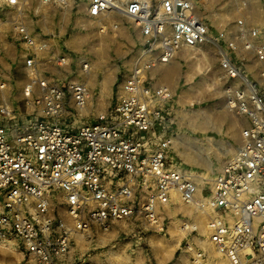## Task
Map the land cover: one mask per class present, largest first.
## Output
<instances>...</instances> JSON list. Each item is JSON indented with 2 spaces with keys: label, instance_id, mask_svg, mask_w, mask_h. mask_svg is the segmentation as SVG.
Instances as JSON below:
<instances>
[{
  "label": "built area",
  "instance_id": "1",
  "mask_svg": "<svg viewBox=\"0 0 264 264\" xmlns=\"http://www.w3.org/2000/svg\"><path fill=\"white\" fill-rule=\"evenodd\" d=\"M201 1L85 0L87 17L119 13L136 33L118 94L88 121L86 84L41 69L39 53L48 46L21 18L25 0L3 1L16 14L4 21L31 79L20 102L0 100L1 244L13 243L32 264H82L73 254L78 237L134 218L159 228V212L173 204L174 194L192 203L198 185L168 155L174 93L157 85L152 71L211 44L234 83L226 90L228 104L248 124L199 207L210 211L207 238L229 264H264V39L243 20L216 30L200 14ZM36 2L62 8L69 0ZM54 61L61 66L66 58ZM88 65L82 60L83 71ZM5 87L0 69V90ZM186 250L194 253L191 264H210L195 241Z\"/></svg>",
  "mask_w": 264,
  "mask_h": 264
},
{
  "label": "rangeland",
  "instance_id": "2",
  "mask_svg": "<svg viewBox=\"0 0 264 264\" xmlns=\"http://www.w3.org/2000/svg\"><path fill=\"white\" fill-rule=\"evenodd\" d=\"M201 2L200 14L216 30L227 29L243 20L249 27L258 29L264 39V0ZM1 4L2 0L0 7ZM25 4L21 18L33 27L40 26L53 45L50 51L39 53L41 69L53 71V76L86 84L88 103L84 120H90L92 114L109 107L118 94L123 73L130 66L136 39L134 29L119 13H110L103 20L87 17L85 0H69L62 8L40 6L36 0H25ZM15 15L8 11L1 17L11 21ZM2 34L0 69L6 76V87L0 90V100L11 106L23 99V88L30 83L31 76L23 69L22 48L3 41ZM8 41H13V37ZM197 49L184 51L187 61L172 64L170 76H161L160 80L174 93L167 126L171 139L168 155L197 183L195 202L200 204L209 196L212 180L225 160L234 153L247 123L228 104L226 90L234 83L224 77L215 48L205 44ZM194 52L198 53L196 58L191 55ZM246 55L249 58L246 66L255 73L251 55ZM62 56L66 62L58 66L54 60ZM82 60L89 64L87 72L81 67ZM163 208L159 212L162 229L138 218L119 220L107 231L94 229L93 237H78L73 254L80 257L82 264H191L194 253L186 250V243L191 240L205 251L210 264H218L219 259L227 262L209 246L207 213L210 211L191 203L176 213L167 211L166 206ZM198 219L205 226L204 232L195 225ZM0 264L32 262L23 258L9 242L0 243Z\"/></svg>",
  "mask_w": 264,
  "mask_h": 264
},
{
  "label": "crops",
  "instance_id": "3",
  "mask_svg": "<svg viewBox=\"0 0 264 264\" xmlns=\"http://www.w3.org/2000/svg\"><path fill=\"white\" fill-rule=\"evenodd\" d=\"M4 4V2H3V0H2V4H1V6ZM9 10L3 5L2 7H0V35L2 34L3 36L5 35V37L3 38V41H5V42H7L9 45H13L15 48H16V46H19V47H21V45L20 44H18L17 43V41H16V35H15V32H14V30L12 29V26L10 25V23L9 22H5L4 21V18H5V16L4 17H1L3 14H5V12H8ZM84 14L86 15V11H85V8H84ZM87 16V15H86ZM38 23V22H37ZM6 26V28H4ZM28 27H29V30L35 35V36H37V37H44L45 39H46V42H47V46H48V49L47 50H45L44 52H47V51H50L51 49H52V47H53V45L51 44V42H50V39L49 38H47L46 37V33H44L43 31H42V28L39 26L38 27V25H36V26H34L33 27V25H31L30 23H28ZM13 37V41H8V38H12ZM0 52H1V50H0ZM181 56L184 58V62H186L187 61V56H186V54L184 55V52H181ZM181 62H183V61H181V59L179 58V59H176L175 61H173V62H171V63H169V64H165V65H161V66H159V67H157V68H155L153 71H154V73H153V79H154V81H155V83L157 84V85H165V84H163L162 82H161V80H160V78H161V67L162 66H169V68H171V65L172 64H175V63H180L181 64ZM23 69L25 70V68H24V66H23ZM26 71V70H25ZM152 71V72H153ZM51 73H53V71H51ZM166 86V85H165ZM168 87V86H167ZM171 91H172V89L170 88V87H168ZM173 92V91H172ZM241 117L242 118H244V120L246 121V123L248 124V120L246 119V117H244V116H242L241 115ZM247 126V125H246ZM240 141H241V138H240ZM240 143V142H239ZM173 205L174 204H172V205H170L169 206V208H170V210H174V207H173ZM164 208H162L161 210H163ZM116 222V221H115Z\"/></svg>",
  "mask_w": 264,
  "mask_h": 264
},
{
  "label": "bare ground",
  "instance_id": "4",
  "mask_svg": "<svg viewBox=\"0 0 264 264\" xmlns=\"http://www.w3.org/2000/svg\"><path fill=\"white\" fill-rule=\"evenodd\" d=\"M195 49H197V48H195ZM197 52H200V49L198 50L197 49ZM197 52H194V53H192L191 55L193 56V57H195L196 58V55L198 54ZM202 56V55H201ZM203 57V56H202ZM198 58H201V57H198ZM197 60V59H196ZM199 60V59H198ZM161 76H162V78L163 77H166V76H168L169 74H170V72H171V69L169 68V66H162L161 67ZM170 76V75H169ZM230 106V105H229ZM231 107V106H230ZM201 192H198V195H199V197L201 196V194H200ZM179 196L178 195H176V194H174L173 196H172V198H173V201H175L174 202V205H173V207H174V210H170V209H168V205H166V207H167V211H169V212H172V213H176V212H178V211H182V210H185V208H186V206L188 205V204H185V203H180V200H179V198H178ZM205 200V199H204ZM185 204V205H184ZM191 204H193V205H195L196 207H198L199 206V204L197 203V202H195V200L194 201H192V203ZM196 226H197V228L201 231V232H204L206 229H205V226H204V224H203V222H202V220H199L198 219V223L197 224H195ZM207 232H208V229H207ZM208 239V238H207ZM208 242H209V240H208ZM209 246H210V248L212 247V245H211V243L209 242ZM213 248V247H212ZM217 256V255H216ZM219 263L220 264H227V262H225V260H223V259H219ZM218 263V264H219Z\"/></svg>",
  "mask_w": 264,
  "mask_h": 264
}]
</instances>
